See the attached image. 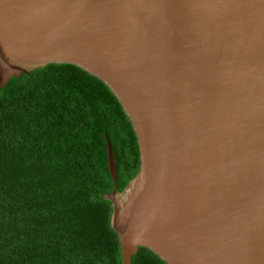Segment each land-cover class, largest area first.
<instances>
[{
	"label": "water",
	"instance_id": "water-1",
	"mask_svg": "<svg viewBox=\"0 0 264 264\" xmlns=\"http://www.w3.org/2000/svg\"><path fill=\"white\" fill-rule=\"evenodd\" d=\"M77 66L119 99L141 171L114 191L124 264H264V0H0V89Z\"/></svg>",
	"mask_w": 264,
	"mask_h": 264
},
{
	"label": "trees",
	"instance_id": "trees-1",
	"mask_svg": "<svg viewBox=\"0 0 264 264\" xmlns=\"http://www.w3.org/2000/svg\"><path fill=\"white\" fill-rule=\"evenodd\" d=\"M141 171L133 124L99 78L51 64L0 89V264H124L114 207ZM132 264H167L141 248Z\"/></svg>",
	"mask_w": 264,
	"mask_h": 264
}]
</instances>
